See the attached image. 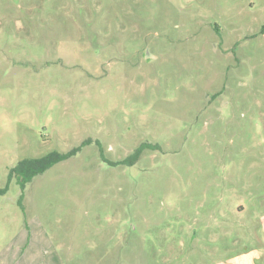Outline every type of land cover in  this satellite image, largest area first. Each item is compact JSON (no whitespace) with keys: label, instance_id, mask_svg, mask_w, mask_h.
Returning a JSON list of instances; mask_svg holds the SVG:
<instances>
[{"label":"rangeland","instance_id":"rangeland-1","mask_svg":"<svg viewBox=\"0 0 264 264\" xmlns=\"http://www.w3.org/2000/svg\"><path fill=\"white\" fill-rule=\"evenodd\" d=\"M263 27L264 0H0V188L90 141L8 184L0 264H264Z\"/></svg>","mask_w":264,"mask_h":264},{"label":"trees","instance_id":"trees-1","mask_svg":"<svg viewBox=\"0 0 264 264\" xmlns=\"http://www.w3.org/2000/svg\"><path fill=\"white\" fill-rule=\"evenodd\" d=\"M264 33V27L262 30ZM90 141H85L84 145L89 144ZM98 145V143H97ZM81 146L72 149L67 153H58V152H50L47 155L40 157V158H31V159H23L20 160L14 167L10 168L7 174V183L4 188H0V195H4L8 190V184L13 180L16 179V182L21 191H23L27 184H29L32 179L38 175L43 174L45 171L53 167L55 164L62 162L71 158L72 156L76 155ZM146 149H155V146L149 145L147 143H143L138 148H136L133 153L126 158L120 164H133L136 162L143 150ZM22 195L19 199V204L21 205Z\"/></svg>","mask_w":264,"mask_h":264}]
</instances>
